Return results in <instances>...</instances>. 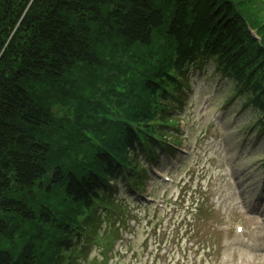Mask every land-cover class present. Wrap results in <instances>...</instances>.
Returning <instances> with one entry per match:
<instances>
[{
	"label": "trees",
	"instance_id": "obj_1",
	"mask_svg": "<svg viewBox=\"0 0 264 264\" xmlns=\"http://www.w3.org/2000/svg\"><path fill=\"white\" fill-rule=\"evenodd\" d=\"M202 62L264 133V0H0V264H112L118 183L180 142Z\"/></svg>",
	"mask_w": 264,
	"mask_h": 264
},
{
	"label": "rangeland",
	"instance_id": "obj_2",
	"mask_svg": "<svg viewBox=\"0 0 264 264\" xmlns=\"http://www.w3.org/2000/svg\"><path fill=\"white\" fill-rule=\"evenodd\" d=\"M185 80L170 104L177 149L146 162L141 196L130 197L119 181L118 211L101 234L109 227L121 240L105 257L112 264H264V133L212 62ZM252 240L257 247H248ZM102 251L90 245L87 256L102 259Z\"/></svg>",
	"mask_w": 264,
	"mask_h": 264
}]
</instances>
